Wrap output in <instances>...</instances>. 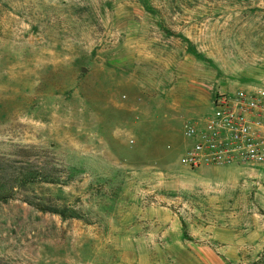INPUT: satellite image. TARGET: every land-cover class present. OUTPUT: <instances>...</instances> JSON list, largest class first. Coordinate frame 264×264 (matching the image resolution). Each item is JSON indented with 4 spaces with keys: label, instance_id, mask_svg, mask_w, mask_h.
I'll return each instance as SVG.
<instances>
[{
    "label": "rangeland",
    "instance_id": "obj_1",
    "mask_svg": "<svg viewBox=\"0 0 264 264\" xmlns=\"http://www.w3.org/2000/svg\"><path fill=\"white\" fill-rule=\"evenodd\" d=\"M251 86L264 0H0V264H264V163L180 161Z\"/></svg>",
    "mask_w": 264,
    "mask_h": 264
},
{
    "label": "built area",
    "instance_id": "obj_2",
    "mask_svg": "<svg viewBox=\"0 0 264 264\" xmlns=\"http://www.w3.org/2000/svg\"><path fill=\"white\" fill-rule=\"evenodd\" d=\"M192 142L180 161L191 169L204 166L264 163V86L220 92L212 109L184 124Z\"/></svg>",
    "mask_w": 264,
    "mask_h": 264
},
{
    "label": "trees",
    "instance_id": "obj_3",
    "mask_svg": "<svg viewBox=\"0 0 264 264\" xmlns=\"http://www.w3.org/2000/svg\"><path fill=\"white\" fill-rule=\"evenodd\" d=\"M38 173H33L31 171H20L17 175H16V180H18L20 182L21 185H25V184H28V183H32V182H36L39 180L38 178ZM39 208L45 210L47 209V207L45 205H42L39 203L38 205ZM55 210H58V209H55ZM57 212H60V211H57Z\"/></svg>",
    "mask_w": 264,
    "mask_h": 264
},
{
    "label": "crops",
    "instance_id": "obj_4",
    "mask_svg": "<svg viewBox=\"0 0 264 264\" xmlns=\"http://www.w3.org/2000/svg\"><path fill=\"white\" fill-rule=\"evenodd\" d=\"M246 164H234V165H226V167H232V168H235V169H238V167L240 166H245ZM259 165H262V164H259ZM214 166V165H212ZM204 167H207V166H204Z\"/></svg>",
    "mask_w": 264,
    "mask_h": 264
}]
</instances>
